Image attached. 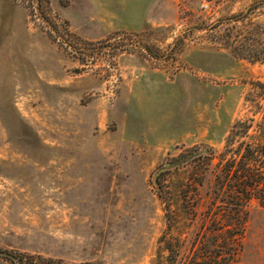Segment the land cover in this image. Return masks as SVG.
Returning <instances> with one entry per match:
<instances>
[{"label": "rangeland", "instance_id": "obj_1", "mask_svg": "<svg viewBox=\"0 0 264 264\" xmlns=\"http://www.w3.org/2000/svg\"><path fill=\"white\" fill-rule=\"evenodd\" d=\"M255 1L174 0L175 23L88 41L57 11L67 0H0V250L53 264H156L159 251L165 258L156 171L194 146L219 154L237 120H252L249 134L262 121L264 94L253 84L264 83V64L238 60L217 41L230 32L235 46L238 34L264 30V7L236 20ZM147 67L186 78L190 114H205L201 133L168 150L125 128L130 81ZM212 170L196 199L187 186L200 173L193 166L164 178L175 219L167 236L182 243L178 264L203 223ZM248 211L236 264H264V209L254 202Z\"/></svg>", "mask_w": 264, "mask_h": 264}, {"label": "trees", "instance_id": "obj_2", "mask_svg": "<svg viewBox=\"0 0 264 264\" xmlns=\"http://www.w3.org/2000/svg\"><path fill=\"white\" fill-rule=\"evenodd\" d=\"M264 7V0H256L246 14H238V22H243L248 15ZM261 25L250 32L238 34L235 46L230 45L233 38L226 33L218 44L219 48L229 51L238 60L264 64V30ZM216 26L207 30L213 31ZM201 29V28H195ZM206 30V28H205ZM263 34V35H262ZM185 38V35L182 36ZM182 39V40H181ZM178 39L181 43L183 38ZM223 39V40H222ZM253 86L264 94V83L256 82ZM252 120H237L229 130L223 151L219 154L210 146H194L182 160L174 162L175 166L161 172L153 182L157 196L164 206L167 228L159 239L160 250L167 253L162 257L158 252L156 264H178L182 243L179 238H170L175 219L173 217L172 193L165 192L164 178L172 171L193 166L200 173H193L187 186L195 188L189 192L196 199L197 189L203 185V176L211 169L213 185L208 193L209 206L204 215L203 223L196 234L190 253L181 264H236L242 250L245 225L249 207L257 203L264 209V114L258 124L256 134H249ZM217 160V163L213 164ZM201 169V171L199 170ZM181 197L180 195H178ZM182 201L187 200L184 193ZM181 201V202H182ZM187 210L186 215L191 221L196 218V210ZM201 230V231H200ZM0 257L10 264H53L40 256L14 254L0 250ZM164 259V260H163ZM55 264V263H54Z\"/></svg>", "mask_w": 264, "mask_h": 264}, {"label": "crops", "instance_id": "obj_3", "mask_svg": "<svg viewBox=\"0 0 264 264\" xmlns=\"http://www.w3.org/2000/svg\"><path fill=\"white\" fill-rule=\"evenodd\" d=\"M174 0H67L57 6L61 17L68 21L71 33L88 41H96L116 32L140 33L147 26L175 23L177 14L170 15ZM130 81L128 88V124L125 128L134 138L144 139L162 150L175 147L180 141L191 140L193 129L201 133L205 114L193 117L188 109L186 78L169 76L165 70L144 68ZM179 106L184 109L179 111ZM190 116V117H189ZM208 120V114H206ZM194 124V126H193ZM196 125V126H195ZM183 127L178 139V128Z\"/></svg>", "mask_w": 264, "mask_h": 264}, {"label": "water", "instance_id": "obj_4", "mask_svg": "<svg viewBox=\"0 0 264 264\" xmlns=\"http://www.w3.org/2000/svg\"><path fill=\"white\" fill-rule=\"evenodd\" d=\"M174 166H175L174 163H168V164H165V165H163L162 167H160V168L156 171V173H155V179L157 178V176H158L161 172H163V171H165V170H168V169H170V168H173Z\"/></svg>", "mask_w": 264, "mask_h": 264}]
</instances>
